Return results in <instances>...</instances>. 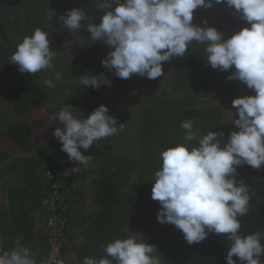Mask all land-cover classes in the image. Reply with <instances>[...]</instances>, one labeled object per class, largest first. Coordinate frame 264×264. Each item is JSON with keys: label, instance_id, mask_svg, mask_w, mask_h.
<instances>
[{"label": "trees", "instance_id": "1", "mask_svg": "<svg viewBox=\"0 0 264 264\" xmlns=\"http://www.w3.org/2000/svg\"><path fill=\"white\" fill-rule=\"evenodd\" d=\"M97 0H0V238L3 251L11 252L16 242L36 253L39 259L48 255L45 220L48 212L43 199L56 173L68 167V155L53 135L62 127L53 116L66 105L76 118H87L100 105L109 115L124 123L125 133L107 137L106 144L93 148V159L78 174L75 190L64 189L68 221L63 248V264H83L86 256L100 259L103 249L114 239L135 236L138 241L155 245L161 264H227L231 242L227 234L209 233L207 238L189 245L181 230L173 224L160 225L161 208L152 199L155 172L161 166L163 150L178 144L196 146L185 141L181 123L194 122L201 135L223 132L221 145L233 131L226 100L255 95L239 80H229L233 69L220 71L207 64L206 45L196 41L188 45L184 57H173L163 64L165 75L154 80L133 74L120 79L102 65L112 50L105 43L90 39L89 23H100L104 12ZM113 8L115 5L112 6ZM80 8L86 14L78 30H68L58 19L68 10ZM53 10L49 20L47 13ZM208 21L204 25V20ZM198 25L213 26L225 39L247 22L234 16L226 4L203 8ZM47 32L50 48L56 51L54 67L37 74L22 73L9 61L25 36L35 29ZM60 72L62 79L55 80ZM104 73L110 85L99 89L83 87L80 76ZM53 79L55 87L44 84ZM121 90H131L143 97L131 114L113 106L112 99ZM221 104V105H220ZM121 106V104H118ZM234 120L238 118L232 109ZM228 130V132H227ZM127 131V133H126ZM238 131V129H237ZM128 132L130 134H128ZM126 136V138H124ZM129 142L125 151L116 142ZM86 155V153H85ZM237 180L249 185L250 206L241 221L240 234L257 231L264 234V166L237 168ZM264 245V240L261 241ZM111 259V257H108ZM240 264L237 257H233ZM264 264V255L260 257ZM115 264V261H113Z\"/></svg>", "mask_w": 264, "mask_h": 264}, {"label": "clouds", "instance_id": "2", "mask_svg": "<svg viewBox=\"0 0 264 264\" xmlns=\"http://www.w3.org/2000/svg\"><path fill=\"white\" fill-rule=\"evenodd\" d=\"M226 4L233 15L247 22L231 37L213 26L193 23L194 11ZM115 5L113 8L112 6ZM98 10L110 9L101 16L100 23H89L90 39L103 42L112 50L102 65L120 79L133 74L149 80L165 75L163 64L173 57H184L188 45L196 41L206 45L207 64L213 69L229 71V80H239L255 95L235 98L232 107L238 118L232 123L227 143L221 146L223 132L209 131L201 135L194 122L181 123L185 141H196V146L178 144L163 150L161 166L155 172L152 199L159 201V223L173 224L181 230L189 245L204 241L209 233L227 234L231 242L227 249V264H261L264 255V234L257 231L242 235L239 217L249 211V185L237 180V168L248 165L254 169L264 166V0H97ZM53 10L47 13L53 18ZM56 14V13H55ZM83 9L73 8L58 17L68 30H78L86 19ZM204 25L208 24L205 19ZM47 32L35 29L25 36L9 61L18 65L22 73L37 74L54 67L56 51L50 48ZM55 80L62 79L60 72ZM80 85L99 89L110 85L104 73L80 76ZM44 84L55 87L53 79ZM62 127L53 135L69 160L87 167L93 159L81 149L88 150L98 141L117 135L124 126L109 115V108L100 105L87 118H76L71 105H66L53 116ZM100 259L86 256L83 264H161L155 245L138 241L135 236L114 239L103 249ZM108 257H111L109 259ZM0 264H36L30 249L19 241L11 252L3 251L0 238ZM63 264V261H57Z\"/></svg>", "mask_w": 264, "mask_h": 264}, {"label": "built area", "instance_id": "3", "mask_svg": "<svg viewBox=\"0 0 264 264\" xmlns=\"http://www.w3.org/2000/svg\"><path fill=\"white\" fill-rule=\"evenodd\" d=\"M202 10L203 7H200L194 11V24L200 22ZM81 151L84 154L83 149ZM76 167H78V162L70 160L68 167L65 169L59 170L54 174L51 171H47V174L54 179L49 194L44 197L42 202L48 212L45 220L48 256L39 259L36 253L30 251L36 264H57V261H64L63 248L68 227L67 218L64 216L68 206L64 189L67 190L69 186L71 190L76 189L79 179L78 174L82 171L83 165L79 166L78 170L72 171Z\"/></svg>", "mask_w": 264, "mask_h": 264}, {"label": "rangeland", "instance_id": "4", "mask_svg": "<svg viewBox=\"0 0 264 264\" xmlns=\"http://www.w3.org/2000/svg\"><path fill=\"white\" fill-rule=\"evenodd\" d=\"M133 94H136V93L133 92V91H131V90H129V91H127V90L126 91L125 90H121L120 92H117L115 94L116 95L115 98L112 99V103L114 104L113 106H115L117 108H123L124 110L129 111L128 113L131 114L132 112H130V111H132L134 107H138L139 101L144 97L143 96V97L139 98L138 95H133ZM233 100L234 99L226 100V102L224 103L225 108L228 109L229 112L231 113L230 124H231V122L234 121V116L232 117V115H233V113H232V109H233V107H232V101ZM118 104H121V106L118 105ZM232 125H233V129L234 130H237L235 124L232 123ZM227 132H228V130H227ZM124 133H125V131H120V135L121 136ZM126 133H127V131H126ZM128 134H130V133L128 132ZM124 138H126V136ZM107 140H109V139L108 138L102 139V140L98 141L96 144H94L93 146H91L88 150H84L83 149V151L86 153V155H88L89 154V151L93 150V148L100 147L101 146V144H100L101 142L103 143V145L106 144ZM121 143L124 144L122 146L123 148H121L122 151H125L126 148L127 149L130 148L129 147V144H128L129 142H127L126 140L125 141L116 142L114 145L118 149V146ZM127 151H125V152H127ZM154 210L157 211V210H160V208L159 207H154ZM159 224L160 225H164L162 223H159Z\"/></svg>", "mask_w": 264, "mask_h": 264}]
</instances>
